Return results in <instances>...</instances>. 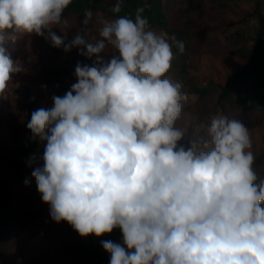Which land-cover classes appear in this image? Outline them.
Listing matches in <instances>:
<instances>
[{
	"label": "clouds",
	"instance_id": "obj_1",
	"mask_svg": "<svg viewBox=\"0 0 264 264\" xmlns=\"http://www.w3.org/2000/svg\"><path fill=\"white\" fill-rule=\"evenodd\" d=\"M72 2L0 0V93L23 70L5 46L17 34L47 30L53 47L96 56L91 66L78 62L76 82L27 123L46 141L31 175L52 220L82 237L119 228L123 245L101 242L109 264H264V178L248 128L218 115L208 139L180 144L187 97L166 76L174 59L166 34L151 30L141 7L105 23L94 43L79 34L66 43L52 28L66 23ZM84 15L87 24L93 13ZM170 39L183 54L184 42ZM109 45L118 55L105 61Z\"/></svg>",
	"mask_w": 264,
	"mask_h": 264
},
{
	"label": "rangeland",
	"instance_id": "obj_2",
	"mask_svg": "<svg viewBox=\"0 0 264 264\" xmlns=\"http://www.w3.org/2000/svg\"><path fill=\"white\" fill-rule=\"evenodd\" d=\"M162 1L168 17L175 10L182 11L192 5L195 11L189 19H195L196 29L207 32L205 42L200 44L198 49L184 52L187 64L191 66L188 78L196 80L193 83L204 85L212 81L214 84H222L229 74L243 65L244 52L252 45L250 38L256 26L253 14L255 0ZM262 14L264 15V1ZM114 20L104 14H98L96 21L88 23L86 27L88 42L94 43L101 39V28L105 23ZM52 31L64 38L66 43L71 41L62 25L54 26ZM11 35L9 32L8 36ZM47 36V30L44 36L17 34L15 41L8 39L5 45L12 59L17 61L23 70L14 74L7 88L0 93V148L7 160L13 162L23 149L31 145L35 147L20 178L7 187L10 208H19L17 212L24 210L26 213L19 216L14 223L1 228L0 264H22L35 259H44L47 264H99L95 258L96 251L109 255L102 247L103 240L123 243L118 236L119 228L101 237H82L66 221L56 223L50 216L49 205L42 201L35 178L31 175L35 168L43 166L42 157L46 141L38 137L33 138L27 128V117L40 108H51L52 97L63 96L76 82L72 60L78 56L87 58L80 54L83 46L65 51L63 47H53ZM166 37L169 38L168 35ZM169 42L171 43L170 38ZM111 52L118 54L115 48L109 45L101 55ZM57 71L60 72L59 79L50 78V72ZM166 76L173 82L181 83L173 72L169 71ZM182 86L181 91L187 99L182 102L183 110L176 126L185 133L179 143L188 147L189 140L208 139L210 126L197 124L198 116L193 108L195 96L188 93V87L183 84ZM214 99L212 98L211 102ZM249 134L252 141L250 150L255 155L253 168L264 178V127L249 129ZM9 174V167L0 159V182H6ZM0 195L3 196L1 191ZM3 212L0 205V215Z\"/></svg>",
	"mask_w": 264,
	"mask_h": 264
},
{
	"label": "trees",
	"instance_id": "obj_3",
	"mask_svg": "<svg viewBox=\"0 0 264 264\" xmlns=\"http://www.w3.org/2000/svg\"><path fill=\"white\" fill-rule=\"evenodd\" d=\"M215 2L219 0H209ZM225 1V0H222ZM232 1V0H226ZM264 0H255L253 14L256 23L253 36L250 38L252 43L249 49H246L244 54L243 65L229 74L222 84H214L212 81L201 85L193 83L194 78H188L189 66L183 54H179L172 43V50L174 59L171 62L170 72H173L180 80V82L188 87V93L195 96V103L193 108L197 124L210 126L213 117L218 115H225L228 118L238 119L249 129L264 127V15L262 14V3ZM117 0H73L72 4L65 10L63 20L66 23H61L62 27L68 32L71 40L79 34L84 37L86 41L89 40L86 34V27L88 23L96 21L98 14H104L110 18L117 19L119 16H128L134 18L137 8L143 7V15L148 18L151 30L165 33L169 38L175 36L177 40L183 41L185 44V51L191 49H198L200 44L205 42L207 32L205 30L196 29L194 27V20L189 19L194 15V7L187 6L185 10H175L170 17L165 13L162 0H122L121 11L114 13L113 6ZM91 10L93 15L87 24L84 23L85 11ZM187 18V19H185ZM184 51V52H185ZM114 54L106 53L100 56L109 61ZM78 59V60H77ZM96 60V56L92 58H81L78 56L72 60V65L76 67L77 63L87 64L91 66ZM31 67H34L30 65ZM33 71V70H32ZM75 71V70H74ZM50 78L59 79L60 72H50ZM215 98L211 102V99ZM31 116L27 117L29 122ZM189 144V143H188ZM35 145L25 148L20 153L16 161H9L2 153L0 148V159L6 163L10 169V174L6 182H0V205L4 212L0 215V234L1 228L10 223H14L19 216L26 212L16 211L19 208H10L8 198V186L14 180L20 178L23 169L32 155V149ZM0 235V240H1ZM118 236L123 240L122 232L119 229ZM123 245V243L121 244ZM1 253V249H0ZM95 258L99 264H109L110 254L106 255L98 251L95 252ZM47 264L46 260L35 259L30 262H23L22 264ZM18 264V263H12Z\"/></svg>",
	"mask_w": 264,
	"mask_h": 264
}]
</instances>
